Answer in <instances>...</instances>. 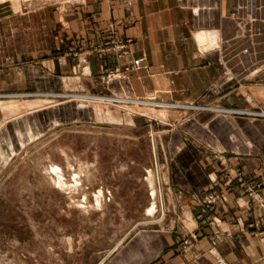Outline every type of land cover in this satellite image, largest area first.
Returning <instances> with one entry per match:
<instances>
[{
	"label": "rangeland",
	"instance_id": "obj_1",
	"mask_svg": "<svg viewBox=\"0 0 264 264\" xmlns=\"http://www.w3.org/2000/svg\"><path fill=\"white\" fill-rule=\"evenodd\" d=\"M82 3L0 0V264H123L119 258H132L135 250L184 253L198 244L199 224L209 228L206 238L215 250L224 237L219 228L224 217L232 223L241 219L231 204L264 213V174H248L220 157L205 165L215 174L207 190L172 188L165 174L170 161L165 141L182 116H262L256 102L254 108L241 103L247 90L264 86V0H237V31L226 32L217 48L218 90L233 107L134 93L123 82L124 71L137 68L140 62L136 67L133 61L138 58L124 71H101L93 79L96 91L70 90L75 78L92 83L83 78L88 72L85 61L77 66L80 48L69 44L66 31ZM53 41L70 63L55 83L61 88L56 91L46 90L54 80L44 83L33 68L35 51ZM121 42L125 47L109 40L81 53H128L129 39ZM25 61L31 66L29 89L23 90L21 79L10 87L6 73L21 70ZM152 201L154 210L148 213ZM245 224L264 241L260 220ZM217 261L226 264L221 257ZM127 262L133 264L130 258Z\"/></svg>",
	"mask_w": 264,
	"mask_h": 264
},
{
	"label": "crops",
	"instance_id": "obj_2",
	"mask_svg": "<svg viewBox=\"0 0 264 264\" xmlns=\"http://www.w3.org/2000/svg\"><path fill=\"white\" fill-rule=\"evenodd\" d=\"M80 5L75 7L74 18L66 31L69 44L80 48L75 58L77 66L82 61L87 64L88 72L82 77L92 83L85 85L75 78L70 90L96 91L93 79L101 71L115 67L124 71L129 62L138 58L140 65L137 68L124 71L123 82L130 84L134 93H150L185 104L198 100L214 106L235 105L228 103L229 98L222 97L218 90L220 74L218 69L216 71V63L221 58L216 59V53L226 38L225 33L237 31L234 17L238 13L237 0H85ZM126 39L130 42L128 53L117 56L96 49L81 53L109 40L122 43ZM49 44L35 51L37 66L33 68L44 83L51 84L54 80L53 87L49 85L45 89L56 91L61 89L56 88L55 83H60L63 69L70 70V63H66L69 55L59 49V42ZM30 52V49L26 50L27 54ZM30 71V62L25 61L21 70L11 69L6 73V84L12 87L16 79H21L23 90L29 89ZM69 78L73 76L69 75ZM125 85L120 87L123 91H126ZM245 94L246 102L241 106L247 108L252 104L250 108H254L252 102H256L254 105L264 112L263 85L254 86ZM261 115V118H247L234 116L232 112H203L182 116L183 119L172 126L165 141V158L170 160L165 172L169 185L183 191L207 190L215 174H209L211 169L205 165L220 157L230 159L248 174L263 175L264 113ZM155 167L157 171L156 161ZM261 193L264 196V187ZM231 207L241 219L232 223L224 217L219 224L224 237L215 250H210L206 238L209 228L199 224L198 244L184 253L135 250L131 254L129 250H122V254L134 257L119 260L124 261L123 264H131L127 262L129 258L133 264H217V257H221L226 264H264V241L258 240L253 228L244 227L245 223L254 220L264 224V213L246 205L237 208L231 204Z\"/></svg>",
	"mask_w": 264,
	"mask_h": 264
},
{
	"label": "water",
	"instance_id": "obj_3",
	"mask_svg": "<svg viewBox=\"0 0 264 264\" xmlns=\"http://www.w3.org/2000/svg\"><path fill=\"white\" fill-rule=\"evenodd\" d=\"M149 177H150V179H149V181H150V183L153 181V177H152V175L150 174V171H149ZM154 193H155V189L154 188H151L150 189V196L152 197V198H154ZM151 206L149 207V209H151V211H153L154 210V206H155V204H154V201H152V203L150 204ZM149 209H148V213H151V212H149Z\"/></svg>",
	"mask_w": 264,
	"mask_h": 264
},
{
	"label": "built area",
	"instance_id": "obj_4",
	"mask_svg": "<svg viewBox=\"0 0 264 264\" xmlns=\"http://www.w3.org/2000/svg\"><path fill=\"white\" fill-rule=\"evenodd\" d=\"M120 45H122L123 47H125V45H123V43H120ZM121 46V47H122ZM122 47V48H123ZM140 59H136L133 61L134 65L137 67L139 65ZM262 203L264 204V201H262ZM218 264H225L223 261H218Z\"/></svg>",
	"mask_w": 264,
	"mask_h": 264
},
{
	"label": "bare ground",
	"instance_id": "obj_5",
	"mask_svg": "<svg viewBox=\"0 0 264 264\" xmlns=\"http://www.w3.org/2000/svg\"><path fill=\"white\" fill-rule=\"evenodd\" d=\"M121 101H123V102H127L126 98H124V99L122 98ZM131 101H132L133 103H136V104H137V102H138L137 100H131ZM143 102H144V101H142V103H143ZM142 103H141V104H142ZM162 105H163V104H162ZM56 170H57V169H56ZM79 175H80V174H79ZM79 177H80V176H79ZM74 178H75V177H74ZM74 181H75V180H74ZM67 182H68V181H67ZM58 183L60 184V181H59V180H58ZM78 183H79V182H78ZM59 184H58V185H59ZM71 185H72V184H71ZM66 188H67V187H66ZM63 189H64V188H63ZM68 189H69V188H68ZM71 189H72V188H71ZM75 193H76V192H75ZM85 207H86V206H85ZM149 211H151V209H149Z\"/></svg>",
	"mask_w": 264,
	"mask_h": 264
}]
</instances>
